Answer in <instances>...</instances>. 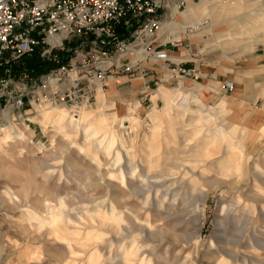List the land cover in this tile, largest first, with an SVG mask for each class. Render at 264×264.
<instances>
[{
    "label": "rangeland",
    "instance_id": "374dc122",
    "mask_svg": "<svg viewBox=\"0 0 264 264\" xmlns=\"http://www.w3.org/2000/svg\"><path fill=\"white\" fill-rule=\"evenodd\" d=\"M209 5L175 47L197 80L149 60L78 117L0 120V264H264V0Z\"/></svg>",
    "mask_w": 264,
    "mask_h": 264
},
{
    "label": "built area",
    "instance_id": "2783aa9c",
    "mask_svg": "<svg viewBox=\"0 0 264 264\" xmlns=\"http://www.w3.org/2000/svg\"><path fill=\"white\" fill-rule=\"evenodd\" d=\"M195 1V0H194ZM188 0H0V112L63 105L91 107L113 77H132L160 61L178 77L197 80L196 64L161 39L171 6ZM44 66L36 73L26 59ZM175 65L173 68L172 65ZM233 89V83H225ZM1 117V116H0Z\"/></svg>",
    "mask_w": 264,
    "mask_h": 264
},
{
    "label": "bare ground",
    "instance_id": "6f19581e",
    "mask_svg": "<svg viewBox=\"0 0 264 264\" xmlns=\"http://www.w3.org/2000/svg\"><path fill=\"white\" fill-rule=\"evenodd\" d=\"M189 1V0H188ZM194 1V0H193ZM201 3V4H200ZM199 4H193V6H189L188 7V9H187V11H185V13L183 14L184 16L187 14V13H192V14H194V15H196V14H198L199 15V13L201 14L200 15V17H204V18H202V19H200L199 21H197L195 24H193V25H188L189 27H186V31L188 32V31H191V32H199V31H201V30H203V29H205V28H207L209 25V20L206 18V17H209V15L208 14H206V12L211 8V9H213V12H212V14L213 15H216V14H219L218 12H217V10H216V7H214V6H211V5H209V6H206V3H207V1L206 0H201V2H200ZM188 5V4H187ZM177 8V9H175V8ZM172 8H174L173 9V13H172V15H171V17H170V15H169V17L172 19V18H174L175 17V15H176V13H177V10H178V12L179 13H181V12H183V11H181L179 8H178V6H176V5H174V6H171V8H170V12H171V10H172ZM212 14H210V15H212ZM186 18V17H185ZM169 19V18H168ZM186 24V23H185ZM185 24H183V26H187V25H185ZM170 25H171V21L170 20H165L164 22H163V24H162V27H161V29H160V37H163L164 35H166L167 34V31L169 30L168 28L170 27ZM209 31H211L210 30V28H208V29H206L205 30V33H207V32H209ZM193 37H195L196 39H198V40H201L202 39V37H204V35L203 34H201V33H199V34H197V35H195V36H193ZM183 37H180V36H176V35H174V34H169L168 36H167V38L166 39H171V40H173L174 42H177V41H180L181 39H182ZM110 81H117V82H121L122 81V78H118V77H113V78H111V80ZM113 86V85H112ZM100 90V89H99ZM112 90H113V87H112ZM99 93H100V100L102 101V100H104V98L106 97L105 96V94H104V92L102 93L101 91H99ZM112 94V93H111ZM113 94H114V97H117L118 96V94H117V92H113ZM113 97V98H114ZM112 98V97H111ZM54 108H62V109H64V110H66L71 116H74V117H78V115H79V113L81 112V111H83V110H85V109H82L78 114H71L70 113V111L66 108V107H61V106H47V107H44V108H42V109H38L37 111L38 112H40V113H45V112H47V111H50V110H52V109H54ZM1 115H2V117H0V120L1 119H4L5 121H7L8 123H10V125L12 124V117H13V115L15 116V113L12 111V107L11 106H8L6 109H4L2 112H1ZM15 118V117H14ZM1 123V122H0ZM26 123V122H25ZM139 124V123H138ZM16 125V124H15ZM26 125H28L27 123H26ZM136 125V124H135ZM17 126V125H16ZM158 127H159V122L158 121H155V123H154V128H153V131H152V138H150V139H148V140H155L156 139V137H157V131H158ZM10 128H11V126H10ZM1 130H5V126L3 125V124H0V131ZM16 134H17V136H19V137H21L22 136V138H23V133H21V131L20 132H15Z\"/></svg>",
    "mask_w": 264,
    "mask_h": 264
},
{
    "label": "crops",
    "instance_id": "0c3cea01",
    "mask_svg": "<svg viewBox=\"0 0 264 264\" xmlns=\"http://www.w3.org/2000/svg\"><path fill=\"white\" fill-rule=\"evenodd\" d=\"M206 1L209 2V0H206ZM210 1H213V0H210ZM199 2H200V0H199ZM199 2H196V1H193V0H189L187 8L183 12L179 13L178 10H177V13H176L175 17L172 18V19L170 18L171 25L168 28L169 30L167 31V34L164 35L163 37H161V39H166L167 36L170 33L174 34L176 36L184 37V34L188 33L186 31V27H189L188 25H191L192 23H196L200 19L204 18V17H200V15H201L200 13H199V15L198 14L194 15V14H192L190 12V13H187L185 16L183 15L185 13V11H187L189 6H193V4H198ZM173 9L174 8H172V10H171L172 13H173ZM212 12H213V9H211V8L206 12V14L209 15V17H206L209 20V24H208L209 26L207 28L199 31L198 33L194 32L193 36H195V35H197L199 33L204 35L205 30L208 29L211 26V22H212V19H213L212 16H214V17L219 16V14L213 15ZM217 12L219 13V8L217 9ZM210 14H212V15H210ZM183 24H185L187 26H183ZM196 41H194V42H196ZM173 54L181 55L182 57H187V58L191 57L190 50L188 48H186V47L183 48L182 50L180 49L179 51H177V53H176V50H175V52ZM144 82H145V79L142 76L136 77L133 80V83H132V87H133L132 91H135V92L144 91L145 88L144 87L142 88ZM109 84L111 86V89H112V85H113V90H115V88L117 86V83L113 82V81H109ZM158 91L162 95V97L166 100V106H165V109H164L163 113H165V111H167V115H170V107H171L172 102L175 101L177 94L174 92V90L171 87H169V85H167L165 83L161 84V86L159 87ZM203 105H204V102L201 101L200 107H202Z\"/></svg>",
    "mask_w": 264,
    "mask_h": 264
},
{
    "label": "trees",
    "instance_id": "16d2710c",
    "mask_svg": "<svg viewBox=\"0 0 264 264\" xmlns=\"http://www.w3.org/2000/svg\"><path fill=\"white\" fill-rule=\"evenodd\" d=\"M26 65L32 68L34 72L39 73L45 70L44 66L41 65L36 58L26 59Z\"/></svg>",
    "mask_w": 264,
    "mask_h": 264
}]
</instances>
